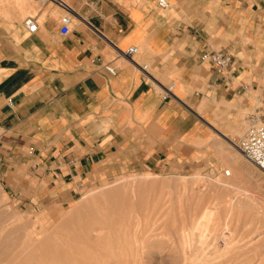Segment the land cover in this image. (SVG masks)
I'll use <instances>...</instances> for the list:
<instances>
[{"label": "crops", "instance_id": "obj_1", "mask_svg": "<svg viewBox=\"0 0 264 264\" xmlns=\"http://www.w3.org/2000/svg\"><path fill=\"white\" fill-rule=\"evenodd\" d=\"M167 1L0 0V196L65 204L118 175L207 167L264 117V0Z\"/></svg>", "mask_w": 264, "mask_h": 264}, {"label": "rangeland", "instance_id": "obj_2", "mask_svg": "<svg viewBox=\"0 0 264 264\" xmlns=\"http://www.w3.org/2000/svg\"><path fill=\"white\" fill-rule=\"evenodd\" d=\"M245 129L219 140L207 167L118 175L65 204L17 207L3 194L0 264H264V176L235 151ZM204 209L214 223L185 256L180 231ZM136 217L140 252L130 237Z\"/></svg>", "mask_w": 264, "mask_h": 264}, {"label": "built area", "instance_id": "obj_3", "mask_svg": "<svg viewBox=\"0 0 264 264\" xmlns=\"http://www.w3.org/2000/svg\"><path fill=\"white\" fill-rule=\"evenodd\" d=\"M156 7L159 10H166L169 7L167 0H157ZM28 32H35L37 25L31 18L24 21ZM69 25V19L64 17L61 19L60 33L66 35ZM135 47L129 48L124 52L126 57H131L136 53ZM216 69L225 70L229 66V58L221 52H210L204 56ZM146 66L142 67L145 71ZM106 72L114 75V70L110 67H105ZM173 85L166 90V93H171ZM246 129L243 137L237 142L235 147L238 149L240 155L255 169H257L264 176V117L250 116L246 119ZM225 176H229V172H224Z\"/></svg>", "mask_w": 264, "mask_h": 264}, {"label": "bare ground", "instance_id": "obj_4", "mask_svg": "<svg viewBox=\"0 0 264 264\" xmlns=\"http://www.w3.org/2000/svg\"><path fill=\"white\" fill-rule=\"evenodd\" d=\"M235 151L239 153L238 149L235 147ZM240 154V153H239ZM229 172V171H228ZM230 175V172H229ZM185 186V185H183ZM186 186L184 187L185 190ZM247 193V192H246ZM247 195V194H246ZM245 195V197H246ZM234 202V201H233ZM228 206V205H227ZM224 207V206H223ZM227 210V209H226ZM214 213V212H213ZM216 213V212H215ZM230 213V212H229ZM141 218V217H140ZM153 218V217H152ZM142 219V218H141ZM213 214L211 210L204 209L200 216L193 222L190 228L182 229L180 231L181 237V249L185 255L187 251L191 250L193 238L196 236L200 242L205 241L207 233L209 231L210 225L213 224ZM132 224V223H131ZM215 225V224H214ZM213 225V226H214ZM213 228V227H212ZM116 231V230H115ZM99 232V231H98ZM141 232V221L138 217L134 218L131 231V240L138 251L141 247V240L139 239V234ZM85 233V232H84ZM223 234V233H222ZM36 235V234H35ZM38 235V233H37ZM40 235V234H39ZM221 237V235H219ZM128 237V236H127ZM208 239V238H207ZM206 239V241H207ZM127 240V239H126ZM129 241V240H128ZM144 241V240H143ZM197 241V242H199ZM96 242V241H95ZM219 242V241H218ZM204 243V242H203ZM222 243V242H221ZM195 247V246H194ZM128 249V248H127ZM134 249V248H133ZM142 251V250H141ZM104 252V251H103ZM140 252V250H139ZM141 254V253H140ZM214 254V253H213ZM212 254V255H213ZM189 255V254H188ZM130 256V255H129ZM138 256V255H137ZM186 256V255H185ZM134 257V255H133ZM136 257V256H135ZM141 257V256H140ZM138 258V257H137ZM189 264V263H188Z\"/></svg>", "mask_w": 264, "mask_h": 264}]
</instances>
